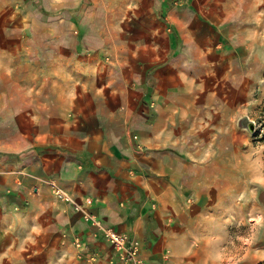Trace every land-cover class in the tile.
<instances>
[{"label": "crops", "instance_id": "0c3cea01", "mask_svg": "<svg viewBox=\"0 0 264 264\" xmlns=\"http://www.w3.org/2000/svg\"><path fill=\"white\" fill-rule=\"evenodd\" d=\"M99 4L0 0V61L7 47L23 45L35 63L27 74L31 85H14L0 107V209L36 215L41 236L72 243L88 259L83 264H128L106 238L104 229L110 228L128 237V246L140 241L139 257L146 264H205L208 239L224 237L222 217L209 212L224 203L223 168L213 159L230 153L204 148L202 141L198 146L191 132L177 134L176 115L169 113L173 104L154 101L152 90L161 86L152 84L163 72H127L116 82L109 73L101 79L90 65L95 56L81 52L89 44L86 36L81 39L85 29H98L102 37L99 29L105 26L95 22ZM231 4L232 9L223 4L222 24L232 29V45H264V38L243 37L244 28H264V0ZM111 5L102 4L108 14ZM160 9L168 11L167 18L179 13L169 0ZM167 40L171 53L175 34ZM254 61L247 57L243 64ZM48 77L57 84L32 85ZM58 189L71 200L60 199ZM254 256L247 253L234 264L264 263Z\"/></svg>", "mask_w": 264, "mask_h": 264}, {"label": "rangeland", "instance_id": "374dc122", "mask_svg": "<svg viewBox=\"0 0 264 264\" xmlns=\"http://www.w3.org/2000/svg\"><path fill=\"white\" fill-rule=\"evenodd\" d=\"M98 1L101 5L96 8L95 22L105 28L99 29L102 37L97 36L98 29H85L81 39L86 36L89 44L81 52L95 56L91 64L102 73L101 79L110 77L109 73L112 81H123L127 72L136 75L150 69V73L163 72L160 82L152 84L161 86L152 90L154 101L173 104L175 109L165 111V117L168 112L176 115L177 134L191 132L193 139H198V146L202 141L204 148L230 153L222 159L212 158L221 160L224 203L216 213L209 212L222 217L224 237L208 239L211 243L206 249L210 258L205 264H234L247 257L246 253L264 257V45H232L229 35L232 29L222 24V18L227 16L223 14V4L232 9L231 0H173V4L169 0V5H175L179 13L168 18V11L160 9L162 0ZM103 3H112L109 14ZM90 9H95L94 3ZM172 33L176 44L169 53L167 38ZM243 33L246 38H264L261 26L244 28ZM17 42L20 44L19 39ZM102 45L105 47L101 48ZM7 48L6 60L0 61V107L6 105L14 85L31 83L26 76L35 66L25 56L26 46ZM197 48L205 65L190 71L186 66L195 63L193 53ZM9 53L13 56L7 59ZM247 57L256 62L243 64ZM179 59L182 61L177 62ZM50 73L54 75V70L47 71ZM54 80L37 79L32 85L55 86ZM251 123L255 126L253 132L249 128ZM235 151H239L238 158L231 157ZM39 227L36 215L26 211L13 214L10 209L1 208L0 264L87 262L86 257L73 250L72 243L41 236Z\"/></svg>", "mask_w": 264, "mask_h": 264}, {"label": "built area", "instance_id": "2783aa9c", "mask_svg": "<svg viewBox=\"0 0 264 264\" xmlns=\"http://www.w3.org/2000/svg\"><path fill=\"white\" fill-rule=\"evenodd\" d=\"M55 193L62 200L65 201L71 200L70 197L66 196L63 193V191L59 189L56 190ZM87 218L92 219L97 226H101L100 222L96 221L94 217H87ZM104 232L106 238L110 243H112L116 251L119 253V257L124 262H128V264H146L145 261L139 257L140 245H141L140 241L138 240L132 241L130 246H128V237L119 234L117 231L111 228L104 229Z\"/></svg>", "mask_w": 264, "mask_h": 264}, {"label": "bare ground", "instance_id": "6f19581e", "mask_svg": "<svg viewBox=\"0 0 264 264\" xmlns=\"http://www.w3.org/2000/svg\"><path fill=\"white\" fill-rule=\"evenodd\" d=\"M111 21H115V19H114V17H111ZM113 23H115V22H113ZM112 24V23H111ZM112 25H114V24H112ZM170 36V35H169ZM172 38V37H171ZM170 39V38H169ZM211 39V38H210ZM171 40V39H170ZM196 42V41H195ZM172 43H173V41H172ZM171 43V44H172ZM175 44V43H174ZM174 44H172V46L174 45ZM199 44V43H198ZM205 47V46H204ZM1 49H3V48H1ZM20 51V50H19ZM203 52V51H202ZM4 53V52H3ZM1 54V53H0ZM61 54V53H60ZM220 54V53H219ZM9 55V54H8ZM101 55V54H100ZM193 55H194V57H195V63H191V64H188L187 66H186V68L187 69H189L190 71H193V70H198L199 68H201V67H203L204 65H205V63H204V60L202 59V57H203V55H202V53H201V50H199L198 48L196 49V50H194V53H193ZM6 56V55H5ZM9 57H11V56H9ZM58 57V56H57ZM59 57H60V55H59ZM8 58V57H7ZM55 58V57H54ZM62 59V58H61ZM100 59V58H99ZM185 59V58H184ZM17 60V59H16ZM20 60V59H19ZM92 60V59H91ZM90 60V61H91ZM97 60V59H96ZM186 60V59H185ZM60 61V60H59ZM93 61V60H92ZM182 60H177V62H181ZM166 62V61H165ZM6 63V62H5ZM31 63H32V60H31ZM54 63V62H53ZM58 63V62H57ZM61 63V62H60ZM67 63V62H66ZM71 63V62H70ZM35 64V63H34ZM69 64V63H68ZM64 65V64H63ZM83 65V64H82ZM92 65V64H91ZM32 65H30V67H31ZM56 66V65H55ZM68 66V65H67ZM84 66V65H83ZM19 67V66H18ZM29 67V66H28ZM58 67V66H57ZM57 67H56V69H57ZM61 67V66H60ZM173 67V66H172ZM69 68V67H68ZM80 68V67H79ZM82 68V67H81ZM55 69V68H54ZM55 69V70H56ZM67 69V68H66ZM178 69V68H177ZM28 70V69H27ZM63 71H64V69H62ZM61 69H60V71H62ZM73 70V69H72ZM7 71V70H6ZM44 71V70H43ZM57 71V70H56ZM88 71V70H87ZM101 71V70H100ZM103 71V70H102ZM183 71V70H182ZM33 72H34V70H33ZM37 72V71H36ZM47 72V71H46ZM65 72H66V70H65ZM96 72V71H95ZM180 72H181V70H180ZM180 72H177L178 74H180V76H181V73ZM173 73V72H172ZM31 74V73H30ZM69 74V73H68ZM83 74H84V72H83ZM95 74V73H94ZM106 74V73H105ZM86 75V74H85ZM182 75H183V73H182ZM66 76V75H65ZM70 76V75H69ZM27 77H30V76H27ZM26 77V78H27ZM184 77V76H183ZM159 78V77H158ZM28 79V78H27ZM36 79V78H35ZM69 79V78H68ZM105 79V78H104ZM192 79H194V78H192ZM17 81V80H16ZM55 81V80H54ZM90 81V80H89ZM180 81V80H179ZM19 82V81H18ZM27 82V81H26ZM40 82H41V80H40ZM172 82V81H171ZM181 82V81H180ZM192 82V81H191ZM32 83V82H31ZM36 83H37V81H36ZM56 83V82H55ZM54 83V84H55ZM107 83H108V81H107ZM35 84V83H34ZM57 84V83H56ZM77 84V83H76ZM84 84V83H83ZM95 84H96V82H95ZM106 84V83H105ZM172 84V83H171ZM183 84V83H182ZM23 85V84H22ZM25 85V84H24ZM29 85H31V84H29ZM69 85V84H68ZM61 86V85H60ZM70 86V85H69ZM181 86V85H180ZM24 87V86H23ZM71 87H73V86H71ZM71 87H70V89H71ZM97 87V86H96ZM173 87V86H172ZM68 90L67 91H69V88H67ZM74 89V88H73ZM83 89V88H82ZM75 90V89H74ZM84 91V90H83ZM71 92V91H70ZM72 93H73V91H72ZM64 95V94H63ZM71 95V94H70ZM73 96V95H72ZM88 96V95H87ZM104 96V95H103ZM64 97H66V96H64ZM71 97V96H70ZM68 98H69V96H68ZM92 98V97H91ZM71 99V98H70ZM67 99H65V101H66ZM93 100V99H92ZM67 102V101H66ZM254 235V234H253ZM255 236V235H254ZM250 238H252V236L250 237ZM250 241V240H249ZM55 242V241H54ZM252 242V241H251ZM264 242V241H263ZM257 244H259V243H257ZM50 245V244H49ZM249 246V245H248ZM56 248V247H55ZM246 253V252H245ZM247 254V253H246ZM245 254V255H246ZM255 258H257L258 256H254ZM247 258V257H246ZM249 258V257H248ZM243 259V258H242ZM252 259V258H251ZM49 260V259H48ZM241 261V260H240ZM248 261V260H247ZM254 263V262H253ZM245 264H246V262H245Z\"/></svg>", "mask_w": 264, "mask_h": 264}, {"label": "water", "instance_id": "95a60500", "mask_svg": "<svg viewBox=\"0 0 264 264\" xmlns=\"http://www.w3.org/2000/svg\"><path fill=\"white\" fill-rule=\"evenodd\" d=\"M249 128H250V130L253 132V131H254V129H255V126H254V124H253V123H251V124L249 125Z\"/></svg>", "mask_w": 264, "mask_h": 264}, {"label": "trees", "instance_id": "16d2710c", "mask_svg": "<svg viewBox=\"0 0 264 264\" xmlns=\"http://www.w3.org/2000/svg\"><path fill=\"white\" fill-rule=\"evenodd\" d=\"M260 264H264V263H260Z\"/></svg>", "mask_w": 264, "mask_h": 264}]
</instances>
